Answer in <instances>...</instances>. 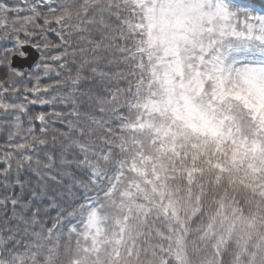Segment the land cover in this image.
Masks as SVG:
<instances>
[{
    "label": "trees",
    "instance_id": "trees-1",
    "mask_svg": "<svg viewBox=\"0 0 264 264\" xmlns=\"http://www.w3.org/2000/svg\"><path fill=\"white\" fill-rule=\"evenodd\" d=\"M237 1L264 10V0ZM38 2L7 0L22 11L0 8V16L9 23L19 17L20 26ZM56 2L72 14L78 58L83 49L104 76L86 77L84 91L101 99L85 97L80 123L57 143L78 161L56 185L60 219L52 212L0 228L13 251H25L22 264H264V123L231 76L222 93L215 74L218 52L228 53L226 70L247 41L207 31L166 55L135 0ZM225 7L249 22L244 7ZM196 74L203 87L186 94ZM172 92L213 116L226 135L203 134L170 114L156 117L154 105ZM92 214L101 230L85 238Z\"/></svg>",
    "mask_w": 264,
    "mask_h": 264
},
{
    "label": "snow or ice",
    "instance_id": "snow-or-ice-1",
    "mask_svg": "<svg viewBox=\"0 0 264 264\" xmlns=\"http://www.w3.org/2000/svg\"><path fill=\"white\" fill-rule=\"evenodd\" d=\"M0 8L22 11L7 0H0ZM66 8L56 0H39L20 26L19 17L11 23L0 17V125L30 137L13 144L9 134L0 146V228L11 230L52 212L60 219L56 185L61 172L78 161L69 160L63 146L57 150V143L68 134L64 129L74 131L80 123L85 97L101 99H93L91 89L84 91L87 76L103 78L104 73L90 66L83 49L78 58L77 29L69 24L72 14ZM243 15L249 27L264 30V15L250 9Z\"/></svg>",
    "mask_w": 264,
    "mask_h": 264
},
{
    "label": "rangeland",
    "instance_id": "rangeland-1",
    "mask_svg": "<svg viewBox=\"0 0 264 264\" xmlns=\"http://www.w3.org/2000/svg\"><path fill=\"white\" fill-rule=\"evenodd\" d=\"M135 1L145 8L149 18V31L166 55L176 52L180 44H184L189 35H195L196 38H199L200 35H205L207 31L212 33L214 31L220 33L228 31L240 41L246 40L247 45L239 43V46L236 47L235 54L237 57L235 55V59L230 64L228 63L226 70L223 68V64L229 57L228 53L221 50L218 52L216 59L219 61V68L215 74L222 93H227L223 82H227L231 76V82L244 90L245 93L241 94L244 102L254 110L261 122L264 123V30H261L258 25L249 27V22H245L242 17L238 19V14L232 10L230 13L220 0ZM238 20H241V25L235 26L234 22ZM227 22L231 25H228ZM249 48L258 50V52L249 53L247 51ZM245 55L252 58L240 57ZM235 60L238 61V65L233 67ZM171 66L176 68V62L174 61ZM203 79L199 74H196L193 83L190 84V81L185 83V89L188 90L186 94L192 93L190 89L193 88L202 89ZM229 88V91H232V86ZM154 107L153 112L158 114L156 117L170 114L173 119L182 121L183 124L195 131L203 134L208 132L213 137L226 135L221 126L214 125L211 120L213 116L209 118L205 113L203 114L198 107L189 101L187 96L177 99V94L172 92V97L168 96L160 102L157 101ZM83 227H85L83 232L85 238L94 236L101 230L95 214L87 219ZM1 244L12 249L6 242ZM21 252L19 253L21 255L19 261L23 262L26 259L23 258L25 251L21 250Z\"/></svg>",
    "mask_w": 264,
    "mask_h": 264
},
{
    "label": "flooded vegetation",
    "instance_id": "flooded-vegetation-1",
    "mask_svg": "<svg viewBox=\"0 0 264 264\" xmlns=\"http://www.w3.org/2000/svg\"><path fill=\"white\" fill-rule=\"evenodd\" d=\"M26 126L27 125H25V127ZM9 134H11L13 137L11 142L13 144L23 143L26 139H30L28 134L24 131H19L16 128L9 129L6 125H0V146L4 145L5 141L3 138L7 137ZM4 242L9 244V239L4 234L1 235L0 233V264H14V260L10 257V254L13 253V250L9 249L7 246H2L1 243Z\"/></svg>",
    "mask_w": 264,
    "mask_h": 264
}]
</instances>
